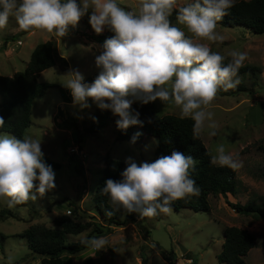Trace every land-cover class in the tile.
Instances as JSON below:
<instances>
[{"label":"rangeland","instance_id":"rangeland-1","mask_svg":"<svg viewBox=\"0 0 264 264\" xmlns=\"http://www.w3.org/2000/svg\"><path fill=\"white\" fill-rule=\"evenodd\" d=\"M116 2L126 10L135 11L139 0ZM189 2L178 0L177 7ZM90 15L91 10L84 18L89 21ZM172 23L176 24V20ZM176 26L191 37L184 26ZM84 31L85 26L77 24L75 27L69 26L63 38L44 36L38 31L23 32L18 30L13 16L9 17L7 26L0 29V75L11 76L16 71L24 70L31 53L29 49L50 39L57 41L60 51L69 61L68 69L62 70L65 66L62 62L45 69L37 78L39 82L61 87L69 101L63 99L56 87L43 90L31 104L29 126L23 133L39 139L43 154L60 164L59 168H53L56 187L42 199L29 200L14 208L7 207L0 199V210L8 209L15 214L0 215V264H9V257L12 258L11 264H40L39 256L30 253L27 240L21 235L30 225L57 228L54 218L66 214L67 209L71 210L67 215L75 221L106 224L92 201L105 155L124 164L127 157H132L138 164L150 163L152 159L156 138L141 129V140L135 142L133 139L116 141L111 125L101 128L97 134H82L81 126L86 125L91 113L98 107L91 100L88 101V108L74 106L70 91L63 86L66 83L63 76L70 69H78L84 76L83 82L90 85L100 71L95 65V57L100 54L102 45L93 39L88 40L90 44L82 38V35H86ZM216 32L223 37L222 40L195 42L208 44L213 52L225 56L227 62L230 60L229 52L237 50L245 53L243 65L258 68L256 75L247 73L236 77L240 80L237 87L242 86V91L237 87L227 91L223 88L218 90L207 109L214 114L216 135H209L208 122L200 134L210 156L216 154L218 144H223L226 153L240 162L241 166L235 170L236 194L209 195L208 211L171 208L168 213L149 218L131 213L133 220L112 225V231L104 235L108 241L104 249H86L73 254L70 256L72 264H82L88 256L92 257L94 264H141L142 258L144 264H167L161 256L162 251L169 253L175 264H227L218 262L216 255L222 248L223 231L229 226L246 229L255 238V246L244 256V261L247 264H264V220L258 221L236 213L226 203H245V199L253 201L254 196L264 195V178L260 176L263 152L259 149V146H264V33L256 35L243 26L227 28L218 24ZM155 105L159 116H180L179 109L168 102L157 100ZM80 132L81 137L85 136L82 143L76 141ZM0 133L12 135L8 131ZM125 168L126 164L118 180ZM108 202L111 205L110 200ZM74 208L79 211L76 212ZM125 214L124 211L116 212V219L122 221ZM92 226L79 234H68L66 241L84 239Z\"/></svg>","mask_w":264,"mask_h":264},{"label":"clouds","instance_id":"clouds-1","mask_svg":"<svg viewBox=\"0 0 264 264\" xmlns=\"http://www.w3.org/2000/svg\"><path fill=\"white\" fill-rule=\"evenodd\" d=\"M177 2L139 0L136 10L129 11L116 0H0V29L13 16L19 31L63 38L69 26L75 27L91 10L93 31L99 35L107 27L114 35L104 41L95 57L100 72L92 84L83 82L78 69L64 74L63 86L70 91L73 105L85 109L91 100L100 110L119 117L116 126L126 131L132 126L143 127L139 113L132 109L134 101L148 104L159 100L178 108L181 119L193 121L194 137L200 136L206 122L209 135L215 136L214 114L207 109L220 88L227 91L240 83L236 77L246 54L233 50L225 64V56L195 41L223 39L216 32L217 22L228 14L233 0H192L180 7ZM174 9L176 24L170 20ZM176 25L184 26L191 37ZM4 124L0 116V127ZM139 135L135 134L133 142ZM43 157L39 139L27 133L20 138L0 133V199L7 207L42 199L56 187L55 172ZM196 163L193 156L179 151L151 163L138 164L127 157L121 179L106 180L100 192L116 212L136 213L141 218L168 213L174 201L199 195L200 188L190 175ZM210 163L230 169L241 166L223 144L217 145ZM81 243L100 251L108 241L93 236Z\"/></svg>","mask_w":264,"mask_h":264},{"label":"trees","instance_id":"trees-1","mask_svg":"<svg viewBox=\"0 0 264 264\" xmlns=\"http://www.w3.org/2000/svg\"><path fill=\"white\" fill-rule=\"evenodd\" d=\"M175 17L176 10L174 9L170 20L173 22ZM79 23L86 25L89 28V37L101 45L106 39L114 35L108 28L105 32L99 35L96 34L83 17ZM217 24L227 28L239 25L253 34H263L264 0L233 1V7L228 10V14L219 20ZM57 57L55 42L46 40L34 46L24 70L16 71L11 76L0 75V116L5 120L4 126L0 127V132L8 131L17 138L22 137L24 130L29 126L31 104L35 97L45 89L56 87L59 89L63 99L69 101L66 100L65 91L63 92L58 85L37 80L39 73L52 67ZM224 63L226 64L227 61H224ZM255 70H258L255 66L242 65L238 71V76L247 73L256 75L258 71ZM238 89L242 91L243 87L238 86ZM129 98L131 99V97ZM132 109L139 113L143 127L132 126L126 131L118 130L116 121L119 117L114 116L110 111H102L96 108L91 113L86 125L81 126L82 134L85 136L97 134L101 128L111 125L114 139L116 141H124L133 139L136 133H141V129L145 134L156 138V145L150 163L160 156L171 155L172 151H179L185 155L193 156L197 163L190 175L200 188V193L198 196H190L174 201L171 204V208L174 210L190 208L193 211H208L210 209L209 195L221 194L226 196V194H236V169L214 166L210 163L211 156L200 136H193V121L191 119H181L180 116L172 114L159 116L155 102L141 104L139 101H134ZM81 136L80 132L76 140L78 143H82L84 140L85 136ZM141 137L142 135H139L135 140L140 141ZM259 149L263 152L264 162V146H259ZM43 158L46 164L52 168L57 169L60 167L59 163L50 160L45 155ZM124 165V162L109 158L107 155L103 158V167L100 170L101 175L95 187L92 201L96 211L103 217L106 224L100 222L95 224L78 222L67 215L70 213H66L54 218V224L57 228L30 225L23 231L21 236L26 238L30 253L39 256L40 264H72L71 255L88 249L81 243L82 240L93 236H104L112 231V225H121L123 222L133 220L131 214L127 212L122 221L117 220L116 212L108 202L109 198L100 192L106 180H118ZM77 171L79 172V170ZM260 176L264 178V163ZM253 199V201L249 199L245 203H232L229 201H226V203L236 213L251 216L255 220H264V195L254 196ZM74 210L76 212L79 211L78 208H74ZM108 211H113L114 214L108 216L105 214ZM6 214L12 216L10 210H0L1 216ZM91 225L93 226L84 239L73 242L66 241L68 234H79ZM2 237L4 238L3 235ZM223 237L222 248L216 255L217 261L227 264H247L244 261V256L255 246L254 236L246 229L229 226L224 229ZM161 256L167 264H175L169 253L162 251ZM189 259L193 260L192 258ZM144 263L145 261L142 258L141 264ZM82 264H94L92 257H86Z\"/></svg>","mask_w":264,"mask_h":264},{"label":"crops","instance_id":"crops-1","mask_svg":"<svg viewBox=\"0 0 264 264\" xmlns=\"http://www.w3.org/2000/svg\"><path fill=\"white\" fill-rule=\"evenodd\" d=\"M84 18V17H83ZM85 19V18H84ZM85 20H87V19H85ZM87 22L89 23V21L87 20ZM78 24H81V23H78ZM90 24V23H89ZM81 25H84V24H81ZM85 26V31L83 32L84 34H86V35H82V38H84L86 41H88L89 39H91L92 40V38L91 37H89V28L86 26V25H84ZM91 26V25H90ZM106 29H107V27H105V29H104V31L103 32H105L106 31ZM93 30V29H92ZM32 31H30V33H31ZM94 32V31H93ZM102 32V33H103ZM50 40H53L54 42H55V46H56V52H57V58L55 59V63H54V65H58L59 63H65V66L62 68V70H66V69H68L69 68V61H68V59L66 58V55H65V53H63V52H61L60 51V49H59V46H58V43H57V41L56 40H54V39H50ZM95 41V40H94ZM89 42V41H88ZM90 43V42H89ZM21 44H22V42H21ZM91 44V43H90ZM34 46L35 45H33L32 46V48L31 49H29V50H31L32 51V49L34 48ZM27 61L28 60H26V63H27ZM25 62V61H24ZM53 65V66H54ZM60 65V64H59ZM25 66H26V64H25ZM59 69H61L60 67H59ZM100 72V71H99ZM98 72V73H99ZM41 73V72H40ZM39 73V74H40ZM39 76V75H38ZM103 167V166H102ZM101 167V168H102ZM246 201H248V199H245ZM11 212V211H10ZM12 213V212H11ZM15 214H13L12 213V216H14ZM258 221H260V220H258Z\"/></svg>","mask_w":264,"mask_h":264},{"label":"built area","instance_id":"built-area-1","mask_svg":"<svg viewBox=\"0 0 264 264\" xmlns=\"http://www.w3.org/2000/svg\"><path fill=\"white\" fill-rule=\"evenodd\" d=\"M66 213H70V210L68 209Z\"/></svg>","mask_w":264,"mask_h":264}]
</instances>
